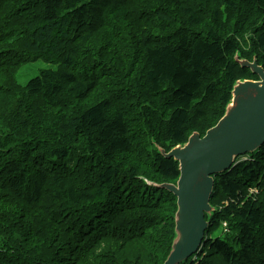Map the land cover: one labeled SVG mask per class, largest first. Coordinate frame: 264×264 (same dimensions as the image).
Here are the masks:
<instances>
[{
  "label": "trees",
  "instance_id": "1",
  "mask_svg": "<svg viewBox=\"0 0 264 264\" xmlns=\"http://www.w3.org/2000/svg\"><path fill=\"white\" fill-rule=\"evenodd\" d=\"M250 14L264 0H0V264H164L177 196L152 183L180 165L158 146L204 136L259 78L237 59L264 67ZM214 180L179 264H264V143Z\"/></svg>",
  "mask_w": 264,
  "mask_h": 264
},
{
  "label": "water",
  "instance_id": "2",
  "mask_svg": "<svg viewBox=\"0 0 264 264\" xmlns=\"http://www.w3.org/2000/svg\"><path fill=\"white\" fill-rule=\"evenodd\" d=\"M242 66L250 67L259 78L239 79L232 89V99L224 116L204 136L194 132L184 144L169 152L159 147L166 157L179 161L176 183H152L177 196V236L164 264H179L198 252L209 225L214 176L231 169L237 157L253 152L264 143V67L237 57Z\"/></svg>",
  "mask_w": 264,
  "mask_h": 264
},
{
  "label": "rangeland",
  "instance_id": "3",
  "mask_svg": "<svg viewBox=\"0 0 264 264\" xmlns=\"http://www.w3.org/2000/svg\"><path fill=\"white\" fill-rule=\"evenodd\" d=\"M226 13H228V12H226ZM242 18V21H245L246 19L245 18H243V17H241ZM247 18V17H246ZM250 18H252V21H253V24H260V25H264V20H262V18L260 17V16H258V15H256V14H250V17H249V19ZM235 21H236V19L235 20H233V21H231L233 24L235 23ZM247 21V23H250V21H248V20H246ZM202 30H204V29H202ZM238 37L240 38V39H243L242 38V35L240 34V33H238ZM49 67H51V65L50 64H48L47 62H43V61H39V62H37V63H33V64H31V65H28V66H25V67H23L21 70H20V72H19V80H20V82L21 83H23V84H25V83H27L28 82V80L32 77V76H34V74L39 70V69H42V68H49ZM57 139H60V137L59 138H57ZM163 139L165 140L166 139V137L163 135ZM255 190V189H254ZM223 227H225V229H227V224L225 223V224H223ZM194 259H196V257H194Z\"/></svg>",
  "mask_w": 264,
  "mask_h": 264
}]
</instances>
